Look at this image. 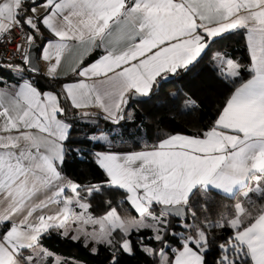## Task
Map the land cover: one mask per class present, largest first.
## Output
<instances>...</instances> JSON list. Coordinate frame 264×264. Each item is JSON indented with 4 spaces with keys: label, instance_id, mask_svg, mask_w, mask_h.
<instances>
[{
    "label": "snow or ice",
    "instance_id": "1",
    "mask_svg": "<svg viewBox=\"0 0 264 264\" xmlns=\"http://www.w3.org/2000/svg\"><path fill=\"white\" fill-rule=\"evenodd\" d=\"M26 3L0 0V35L27 26L26 43L35 48L37 38L43 41L38 51L49 62L44 75L52 79L60 78L64 54L82 46L69 73L77 80L62 88L75 108L94 104L108 123L119 125L129 99L151 97L163 82L191 72L217 38L237 29L246 30L251 78L235 88L214 126L201 136L172 135L150 151L96 153L107 180L84 188L65 182L58 170L68 151L64 142L70 128L57 118L64 112L60 98L41 92L30 78L13 87L0 76V84L6 85L0 89V264H40L49 255L40 248L41 238L53 230L73 241L83 235L86 243L109 247L113 233L119 232L121 240L116 241L110 264H120L118 253L133 255L143 244L144 237L136 244L130 239L142 229L152 230L149 241L170 248L164 212L181 219L194 217L189 204L194 190H219L233 198L237 193L245 198L255 194L264 200V0H31L25 7ZM37 6L45 9L43 15ZM41 29L53 38L44 37ZM18 50L23 64L39 75L30 55L24 54L25 46L18 45ZM97 50L101 54L86 63ZM212 65L219 75L240 77L241 65L227 53H215ZM14 70L21 71L0 63V71ZM106 187L125 190L141 219L121 218L110 201H105L109 211L103 217L88 215L90 204L81 202V192L103 195ZM69 189L71 197L65 195ZM249 203L256 215L237 203L233 218L222 216L224 222L213 225L232 229L218 245L222 255L216 264H264V207ZM153 204L162 206L160 217L152 216ZM145 217L154 223H145ZM70 222L99 225V232L77 227L70 236ZM182 226L196 229V235L184 236L182 248L172 249L170 264H207L208 234L194 224ZM141 250L169 264L164 248L158 253Z\"/></svg>",
    "mask_w": 264,
    "mask_h": 264
},
{
    "label": "trees",
    "instance_id": "2",
    "mask_svg": "<svg viewBox=\"0 0 264 264\" xmlns=\"http://www.w3.org/2000/svg\"><path fill=\"white\" fill-rule=\"evenodd\" d=\"M39 2V0H38ZM31 4V0H27L25 7ZM26 27V26H25ZM27 28V27H26ZM45 37V30L41 29ZM41 45L43 41L40 38L36 39ZM224 44L223 53H227L232 58H236L241 65L240 77L236 79L222 78L214 72L210 58L207 54L191 72L181 74L182 77H173L161 84L160 89L167 82H173L179 87H183L187 93L194 99L195 103L188 109H181L177 101H169L162 105H152L151 107H136L133 108L132 118L123 119L119 125L108 123L102 118L104 114L97 110L76 111L70 108L67 113L63 112V116L70 126L67 133L68 139L65 141L66 149L64 161L60 165L61 171L76 181L78 184L87 188L91 185L103 184L106 180V174L100 168L94 158L96 150H115V151H130L154 147L158 141L175 133H182L189 136H201L214 126L215 116L224 102L225 98L231 91L240 83L245 81L251 74L248 71L249 57L246 51V46L243 37V29L224 34L217 38L216 42ZM214 44V43H213ZM208 52V51H207ZM98 52H94V58ZM26 74L23 78H30L36 83L40 90L52 89L58 93L60 98V107L66 108V100L60 95V84L65 78L52 79L41 74L36 75L30 72L29 68L24 66ZM207 69H210L215 77L213 82L207 81ZM0 76L6 79L11 78V72L0 71ZM157 91H154V94ZM154 94L151 96L153 97ZM150 98V97H149ZM133 102L132 99L129 103ZM69 109V106H67ZM87 113L89 115H81ZM97 133H105L113 140L110 143L89 140L90 135ZM79 145V146H76ZM75 146V147H74ZM79 150V151H77ZM110 187L103 189V195L95 194L91 198L92 204L90 210L94 213L102 212L109 208V204L105 201H110L111 207H115L120 215H135L136 211L130 203L122 199H114L110 197ZM81 195H86L81 192ZM255 208L264 207V200L254 195L253 200ZM191 205V214H187L183 219H178L168 215V235L166 242L170 248H165L164 244L154 240L149 241L147 238L151 236L149 229H142L139 232H133L130 236L133 243L139 242L141 237H144L143 244L149 245L153 250H158L164 247L168 252V257L172 256V249L182 245L181 232L186 231L182 225L194 224L199 229L204 230L209 236V249L205 254L207 264H216L219 257L222 255L218 245L225 243L226 238L232 235V229L229 227L220 228L213 226L217 221L223 223V216L228 219L234 212V198L223 195L217 191L209 190L202 192L194 190L189 197ZM152 207L158 208V205L153 204ZM249 210L252 215L257 212L249 203ZM186 212L188 210L186 209ZM195 230V229H191ZM2 231V229H0ZM121 238V234L119 233ZM40 244L46 249L60 254L65 261L77 259L85 264H110L112 253L117 252L118 244L115 243V248L106 245L96 244L95 251L91 250L92 243H84L80 238L78 241H73L59 234L58 230H53L41 238ZM142 244V245H143ZM136 247L133 255L118 253L120 256V264H157V255H150ZM250 264V261L248 262Z\"/></svg>",
    "mask_w": 264,
    "mask_h": 264
},
{
    "label": "crops",
    "instance_id": "3",
    "mask_svg": "<svg viewBox=\"0 0 264 264\" xmlns=\"http://www.w3.org/2000/svg\"><path fill=\"white\" fill-rule=\"evenodd\" d=\"M44 12H45V9L43 8V7H39V6H37V13L39 14V15H43L44 14ZM28 15H31V12H28ZM27 27V26H26ZM27 30H28V32L30 31L28 28H26ZM45 37H47V38H53V37H51V34L49 33V32H45ZM243 37H244V42H245V46H246V51H247V53H248V57H249V65L247 66V68H249L250 67V64H251V59H250V53H249V49H248V47H247V41H246V30L245 29H243ZM36 43H37V41H35ZM43 44V43H42ZM41 44V45H42ZM37 45H38V48H40V46L41 45H39L38 43H37ZM28 46V45H27ZM223 50V49H222ZM82 51V46H78V47H75V48H73L72 49V51L70 52V53H65L64 54V56L62 57V63H61V66H60V68L58 69V75H59V77L60 78H65L66 76H69L70 74V72H71V68L74 66V63L76 62V60H77V58L79 57V55H80V52ZM96 52H98V54L97 55H99V54H101L98 50L97 51H95V53ZM26 53H27V47H26ZM208 54H209V50H208V52H207V56H208ZM96 55V56H97ZM209 57V56H208ZM228 57L229 58H231V59H233L235 62H238V60L236 59V58H232V57H230L229 55H228ZM92 60V59H91ZM91 60H89V61H86V63H90L91 62ZM199 63H201V62H199ZM239 63V62H238ZM3 64H5V65H8V63L6 64V62H4ZM36 64H37V69L39 70V73L41 74V75H43V76H45V77H47L46 75H44V73H46L47 72V70H48V67H49V62L48 61H45L44 59H42V57H41V52L40 51H38V49H37V54H36ZM240 64V63H239ZM198 66V65H197ZM27 67V66H26ZM28 68V67H27ZM197 68V67H196ZM23 71V70H22ZM11 72V78L10 79H6L5 81H7V85H10V86H16L18 83H20L21 81H22V76H23V74L26 72V71H24V73L22 74L21 72H19V71H10ZM70 76H72V78H67V79H65L64 81H62L61 82V84H60V95L66 100V108L64 109V113H67L69 110H70V108L71 109H73V110H76V111H88V110H97V111H100L102 114H103V112H102V110L99 108V107H97V106H95L94 104H91V105H89V106H87V107H84V108H81V109H77V108H75L73 105H72V103H71V101H70V98H68L67 96H66V94H65V92H64V90H63V88H62V85H64V84H66V83H68V82H73V81H75V80H77V77H75V76H73V75H70ZM49 78V77H48ZM251 78V74L249 75V77L245 80V81H243V82H246L248 79H250ZM227 79V78H226ZM169 85H175V83H173V82H167V83H165L164 84V87L161 89V90H164V89H167L168 88V86ZM240 85V84H239ZM239 85H237L236 87H238ZM177 87H178V85H177ZM235 87V88H236ZM4 88H6V85L5 84H0V89H4ZM235 88L231 91V93L225 98V100H224V102L222 103V105L220 106V108L218 109V111H217V113H216V116H215V121H214V123L216 122V120L218 119V116L220 115V113L222 112V110H223V108L226 106V103H227V101H228V99L230 98V96L232 95V93L234 92V90H235ZM40 90V89H39ZM41 92H52V93H54V94H56L57 96H58V93L57 92H55V91H53L52 89H45V90H40ZM59 97V96H58ZM149 98V97H148ZM147 98V99H148ZM132 99V101L133 102H130L129 103V101H128V104H127V106L126 107H124V118L125 119H130V118H132V116H130V117H128L130 114L129 113H131L132 111H133V108H136L137 107V104H136V102L135 101H141V100H136V99H133V98H131ZM130 100V99H129ZM142 100H144V99H142ZM67 106H69V109H68V107ZM127 107H128V109H127ZM57 118L58 119H60L61 121H63V122H65V123H67L68 124V122L66 121V119L64 118V116L62 115V114H58V116H57ZM35 131V130H34ZM15 134V133H14ZM176 134H181V135H186V134H182V133H175V134H171V135H168L167 137H165V138H163V139H166V138H168V137H170V136H172V135H176ZM101 135H103V133H97V134H93V135H90V137H93L94 139H92V140H95V141H98V139H95L96 137H99V136H101ZM103 136H105L106 137V134H104ZM189 136V135H188ZM163 139H161V140H159L158 141V143L157 144H159ZM101 142V141H100ZM106 143V142H105ZM76 146H79V145H76ZM64 147L66 148V145H65V142H64ZM75 147V146H74ZM150 150H153V147H149V148H143V149H136V150H130V151H115V150H96L95 151V153H94V158H95V154L96 153H99V152H108V151H111V152H114V153H118V154H129V153H132V152H139V151H150ZM96 160V159H95ZM60 172H61V174H62V176L65 178V182H75V183H77L76 181H74V180H72L71 178H69L68 176H66L62 171H61V169H60V167H59V169H58ZM103 170V169H102ZM104 171V170H103ZM105 172V171H104ZM111 188V191H110V197H112V198H114V199H122V198H124V199H126L127 200V193H126V191L125 190H122V189H119V188H115V187H110ZM213 191H217V192H219V193H221V194H223V195H226V196H230L229 194H224L223 192H221V191H219V190H214L213 189ZM65 195L66 196H69V197H71L72 196V193H71V190L69 189V190H67L66 191V193H65ZM254 195L255 194H250V196L248 197V198H245L241 193H237L236 195H235V197H234V206L238 203V200H242V202H245L246 204H247V207H248V205H249V201L251 200H253V197H254ZM82 197H84V199L81 201V202H83V203H88V204H90V206H91V204H92V200H91V198L90 197H88V196H86V195H81ZM230 197H232V196H230ZM41 198H43V197H41ZM131 205V204H130ZM132 206V205H131ZM160 206L161 205H158V208H156V207H151V209H150V211H151V213H154V214H152L153 216H155V217H160L161 216V214H162V211H161V209H160ZM74 207V210L77 212V213H79L80 211H81V209L78 207V206H76V205H74L73 206ZM249 209V208H248ZM107 211H109V208L108 209H105V210H103L102 212H99V213H94V212H92L91 210H90V207L86 210V212H87V214L88 215H90L91 217H93V218H100V217H103L106 213H107ZM250 211V210H249ZM119 214V213H118ZM35 215V214H34ZM120 215V214H119ZM234 215H235V207H234V212H233V217H234ZM137 215L135 214V217H136ZM164 216L166 217V219H167V217H169L168 216V214H165L164 213ZM171 216V215H170ZM232 216H230V218L232 217ZM120 217L121 218H130V217H133V215H130V216H128V215H120ZM131 219H135V218H131ZM153 223H154V221H153ZM149 224H152V222H149ZM77 227H81L82 229H83V231H85V232H89V233H91V232H93V231H96L97 233L99 232V225H96V224H87V225H77V224H75V223H69V229H70V232H69V235L71 236V235H75L76 233L75 232H73V231H71V229H75V228H77ZM151 231V236H152V234H153V232H152V230H150ZM187 233H191V235H189V234H187ZM180 234H183L184 236H195L196 235V229L195 230H188V229H186V231H184V232H181ZM112 238H113V242H114V244H113V246L111 247V248H115V243H116V241H120L121 240V238L119 237V232H114L113 233V236H112ZM81 239L83 240V242L84 243H86V241H85V239H84V237H83V235L81 236ZM91 243V242H90ZM42 245L40 244V247H41ZM95 246H96V244H94V243H92V246H91V250H94L95 249ZM146 246H149V245H147V244H143L142 245V248H145ZM43 247V246H42ZM42 247H41V249H42ZM150 247V246H149ZM43 248H45V247H43ZM151 248V247H150ZM162 248H164V247H162ZM162 248H159L158 250H157V253H158V251L160 250V249H162ZM182 248V245L181 246H179V247H177V248H175V249H181ZM46 249V248H45ZM152 249V248H151ZM164 250H165V248H164ZM166 251V250H165ZM146 252V251H145ZM147 253V252H146ZM166 257H167V260L169 261V264H170V262H171V260H173L174 259V256H173V253H172V256L169 258L168 257V252L166 251ZM157 258H158V263H159V255L157 254ZM67 261H69V260H67ZM157 263V264H158ZM250 264H251V262H250Z\"/></svg>",
    "mask_w": 264,
    "mask_h": 264
},
{
    "label": "rangeland",
    "instance_id": "4",
    "mask_svg": "<svg viewBox=\"0 0 264 264\" xmlns=\"http://www.w3.org/2000/svg\"><path fill=\"white\" fill-rule=\"evenodd\" d=\"M223 46H224V44L220 41L211 45V48H210L209 54H208L211 64H212L213 55L215 53H223V50H222ZM227 58H229L228 55H227ZM217 63H219V61H217ZM206 76H207L208 82H213L215 80V77L212 74L210 69H207ZM220 76L222 78H229L227 76H222V75H220ZM169 101H177V103L181 109H188L191 107L192 104L195 103L194 99L187 93V91L183 87H179V86L177 87L176 84L175 85H169L167 89L155 92L153 97H150L148 99H144L141 101H135V102L137 104V107H151L152 105H156V104H158V105L166 104ZM127 109H128V107H127ZM129 114L130 115L128 117L132 116V112ZM104 134L105 133H103V135ZM112 140L113 139L110 136L106 135V139L98 140V141H101L103 143H105V142L110 143ZM238 203H240L245 209H248L247 204L245 202H242V200H238ZM151 214H154V213H151ZM136 215H137L136 217H135V215H133V217H130V218H135L136 220L141 219V216H139L137 214V212H136ZM231 218H233V216ZM231 218L229 217L228 219H231ZM144 222L149 224V222L153 223V220L151 218L145 217ZM187 234L191 235V233H187ZM145 248H150V247L146 246ZM42 249L47 250L49 255L43 256L42 259L40 260V264H85L82 261L77 260V259H71L70 261H65V259H63V257L60 254L54 253V252H52L48 249H45L43 247H42ZM31 254L32 253L30 251L25 252V255H31ZM165 255H166V251H165ZM158 264H162L160 256H159V263Z\"/></svg>",
    "mask_w": 264,
    "mask_h": 264
},
{
    "label": "built area",
    "instance_id": "5",
    "mask_svg": "<svg viewBox=\"0 0 264 264\" xmlns=\"http://www.w3.org/2000/svg\"><path fill=\"white\" fill-rule=\"evenodd\" d=\"M28 30L24 26L23 28H15L12 31L7 32L5 35H0V63L6 62L10 66H19L21 69L22 74L24 71V64L22 62V54L18 50V45L25 46V53L26 54V36ZM23 70V71H22ZM26 74V72L24 73ZM23 74V75H24Z\"/></svg>",
    "mask_w": 264,
    "mask_h": 264
},
{
    "label": "water",
    "instance_id": "6",
    "mask_svg": "<svg viewBox=\"0 0 264 264\" xmlns=\"http://www.w3.org/2000/svg\"><path fill=\"white\" fill-rule=\"evenodd\" d=\"M35 44H36V47L35 48H29V46H27V53L26 54L30 55L32 64L37 68V64H36V54H37L38 45H37L36 42H35ZM147 98L148 97L138 96V97H135L133 99L142 100V99H147ZM160 209L162 211V206H160ZM185 212H186V209H185ZM164 213L165 214H168V215H171V216H173L175 218L181 219L180 217H177L174 214H169L167 212H164Z\"/></svg>",
    "mask_w": 264,
    "mask_h": 264
}]
</instances>
